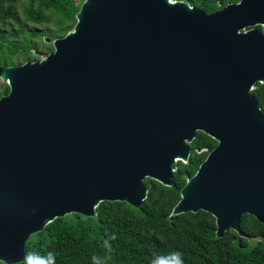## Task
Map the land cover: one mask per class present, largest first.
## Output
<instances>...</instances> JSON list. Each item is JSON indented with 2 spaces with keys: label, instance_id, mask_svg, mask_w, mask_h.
<instances>
[{
  "label": "water",
  "instance_id": "water-1",
  "mask_svg": "<svg viewBox=\"0 0 264 264\" xmlns=\"http://www.w3.org/2000/svg\"><path fill=\"white\" fill-rule=\"evenodd\" d=\"M75 17L46 37L45 58L0 65V262L22 261L57 217L96 216L102 201L140 208L144 180L171 186L197 131L217 143L172 215L208 212L219 238L246 237L245 213L264 224V114L251 93L264 83V0L213 13L83 0Z\"/></svg>",
  "mask_w": 264,
  "mask_h": 264
},
{
  "label": "trees",
  "instance_id": "trees-1",
  "mask_svg": "<svg viewBox=\"0 0 264 264\" xmlns=\"http://www.w3.org/2000/svg\"><path fill=\"white\" fill-rule=\"evenodd\" d=\"M82 1L0 0V65L37 60L35 52L52 51L46 37H63L71 30ZM184 1L213 13L239 0ZM8 91L6 85L0 97ZM251 93L264 114V83H256ZM216 143L197 131L189 143L188 161L177 162L171 186L146 178L147 194L140 208L102 201L96 216L57 217L29 237L24 259L14 264H264V242L259 239L264 224L254 216L241 217L246 237L230 229L219 238L215 218L208 212L172 215L187 178Z\"/></svg>",
  "mask_w": 264,
  "mask_h": 264
},
{
  "label": "rangeland",
  "instance_id": "rangeland-1",
  "mask_svg": "<svg viewBox=\"0 0 264 264\" xmlns=\"http://www.w3.org/2000/svg\"><path fill=\"white\" fill-rule=\"evenodd\" d=\"M81 1V0H78ZM262 30V28H261ZM51 52V51H50ZM50 52H46L45 50H41V52H35L37 60L45 58ZM6 85L0 80V91L4 92ZM4 95V94H3Z\"/></svg>",
  "mask_w": 264,
  "mask_h": 264
},
{
  "label": "flooded vegetation",
  "instance_id": "flooded-vegetation-1",
  "mask_svg": "<svg viewBox=\"0 0 264 264\" xmlns=\"http://www.w3.org/2000/svg\"><path fill=\"white\" fill-rule=\"evenodd\" d=\"M261 27V26H260ZM257 28H258V26H257ZM262 28V27H261ZM261 28H259V29H261Z\"/></svg>",
  "mask_w": 264,
  "mask_h": 264
}]
</instances>
